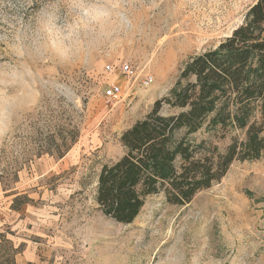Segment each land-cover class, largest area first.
I'll list each match as a JSON object with an SVG mask.
<instances>
[{"label":"rangeland","instance_id":"obj_1","mask_svg":"<svg viewBox=\"0 0 264 264\" xmlns=\"http://www.w3.org/2000/svg\"><path fill=\"white\" fill-rule=\"evenodd\" d=\"M256 1L0 0V264H264V152L185 206L148 197L127 226L96 204L122 133ZM125 63L150 86L130 87ZM113 82L125 94L107 101ZM191 138L223 151L245 132Z\"/></svg>","mask_w":264,"mask_h":264},{"label":"trees","instance_id":"obj_2","mask_svg":"<svg viewBox=\"0 0 264 264\" xmlns=\"http://www.w3.org/2000/svg\"><path fill=\"white\" fill-rule=\"evenodd\" d=\"M216 48L192 58L167 96L120 138L125 154L101 168L96 204L103 215L127 226L148 197L163 195L185 206L219 183L236 161L258 160L264 152V0ZM167 106L176 112L163 115ZM236 129L223 151L191 136L202 129ZM8 243V241H5Z\"/></svg>","mask_w":264,"mask_h":264},{"label":"built area","instance_id":"obj_3","mask_svg":"<svg viewBox=\"0 0 264 264\" xmlns=\"http://www.w3.org/2000/svg\"><path fill=\"white\" fill-rule=\"evenodd\" d=\"M114 70V69H112ZM111 70V71H112ZM118 72L125 78L133 79V83L130 87L134 86L138 81L143 87H148L152 83V77L145 72L138 73L132 69V67L125 63L118 68ZM125 94L124 88L118 83H111L103 91V97L107 101H116Z\"/></svg>","mask_w":264,"mask_h":264}]
</instances>
